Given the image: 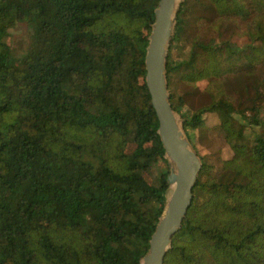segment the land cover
<instances>
[{"label":"trees","instance_id":"1","mask_svg":"<svg viewBox=\"0 0 264 264\" xmlns=\"http://www.w3.org/2000/svg\"><path fill=\"white\" fill-rule=\"evenodd\" d=\"M158 1L0 0V264H140L168 188V170L157 187L143 174L154 152L167 163L145 84ZM195 12L214 35L169 55L170 102L192 144L215 114L233 156L212 177L198 155L164 264H264V0H184L171 48ZM191 92L209 100L187 116Z\"/></svg>","mask_w":264,"mask_h":264},{"label":"water","instance_id":"2","mask_svg":"<svg viewBox=\"0 0 264 264\" xmlns=\"http://www.w3.org/2000/svg\"><path fill=\"white\" fill-rule=\"evenodd\" d=\"M183 1H158L145 51V84L158 121L156 132L170 168L166 176L165 206L140 264H164L172 238L182 227L191 206L193 189L202 168L201 159L186 136L182 120L172 107L168 90L167 53Z\"/></svg>","mask_w":264,"mask_h":264},{"label":"rangeland","instance_id":"3","mask_svg":"<svg viewBox=\"0 0 264 264\" xmlns=\"http://www.w3.org/2000/svg\"><path fill=\"white\" fill-rule=\"evenodd\" d=\"M192 18L194 25H192L190 29L193 30L189 31L188 37L183 39L182 42H180L177 46H173L172 48V41L170 42L167 53V61L169 55H171L173 61H182L187 58V52L189 50V44L191 41L190 36L197 34V37L200 39H209L213 37L214 33L208 28V24L204 23L203 21L201 22L198 19V12H195L192 15ZM230 37L233 41L239 44V46L247 42L245 38H235V35H230ZM222 38H224L223 35ZM5 41L14 50L16 55H20L26 49L29 41L28 30L26 26L20 23L15 24L14 27H12L8 32V36L6 37ZM261 74L264 75V72ZM175 78L176 82L178 83L181 80V72L179 76H176ZM177 83L175 84V88L176 91L179 92L181 91L182 86H177ZM207 84V79H201L197 81V86L200 92L205 89ZM187 100L188 103L183 106L182 113L189 116L192 111L195 110V108L208 102L209 98L205 96L203 97L199 92H196L190 94ZM179 117L182 120L180 114ZM218 125V117L213 113H206L204 115V128L195 131L194 142L193 144L191 143L198 155L203 157L208 164L212 165V172L210 173L212 177H217L218 171L221 167V161L229 160L233 156V151L225 140L223 132L218 128ZM246 132L249 134L250 130L246 129ZM154 145V149L159 147L158 143H155ZM152 150L150 149L149 151L152 152ZM152 158L154 161L150 163L151 166L149 171L143 172V174L151 185L157 187L160 184V175L166 170L169 171L170 165L168 162L166 163L162 158H160L156 152L153 153Z\"/></svg>","mask_w":264,"mask_h":264}]
</instances>
